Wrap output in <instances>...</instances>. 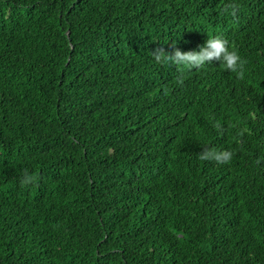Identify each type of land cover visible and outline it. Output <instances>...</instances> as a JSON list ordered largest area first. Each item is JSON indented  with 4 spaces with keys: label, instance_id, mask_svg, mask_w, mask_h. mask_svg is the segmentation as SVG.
I'll return each instance as SVG.
<instances>
[{
    "label": "trees",
    "instance_id": "obj_1",
    "mask_svg": "<svg viewBox=\"0 0 264 264\" xmlns=\"http://www.w3.org/2000/svg\"><path fill=\"white\" fill-rule=\"evenodd\" d=\"M0 264H264V0H0Z\"/></svg>",
    "mask_w": 264,
    "mask_h": 264
},
{
    "label": "clouds",
    "instance_id": "obj_2",
    "mask_svg": "<svg viewBox=\"0 0 264 264\" xmlns=\"http://www.w3.org/2000/svg\"><path fill=\"white\" fill-rule=\"evenodd\" d=\"M155 61L162 64H172L178 67L196 68L202 67L209 62L219 60L223 65L232 71H236L243 76L244 61L240 53L229 45V41L220 35L208 36L206 41L195 50H181L175 47L171 52L165 51L163 47L152 51ZM204 158H215L221 163L230 158V153H211L203 154ZM25 183H30L33 177L25 172L23 177Z\"/></svg>",
    "mask_w": 264,
    "mask_h": 264
}]
</instances>
